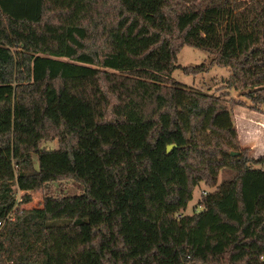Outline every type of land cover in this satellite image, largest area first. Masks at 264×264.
Here are the masks:
<instances>
[{
  "label": "trees",
  "instance_id": "trees-1",
  "mask_svg": "<svg viewBox=\"0 0 264 264\" xmlns=\"http://www.w3.org/2000/svg\"><path fill=\"white\" fill-rule=\"evenodd\" d=\"M186 46L214 57L186 75L227 69L264 106V0H0V221L17 191L85 188L17 211L0 264H264V157L239 141L243 102L173 78Z\"/></svg>",
  "mask_w": 264,
  "mask_h": 264
},
{
  "label": "rangeland",
  "instance_id": "rangeland-1",
  "mask_svg": "<svg viewBox=\"0 0 264 264\" xmlns=\"http://www.w3.org/2000/svg\"><path fill=\"white\" fill-rule=\"evenodd\" d=\"M214 57L207 51L186 46L181 51L178 57V68L173 73V78L180 84L196 89L200 92L211 94L214 96H225L226 100H235L236 102H243L246 100L243 92L235 91L227 87V82L230 78V73L227 69L214 67L209 73H203L198 76L186 75L181 68L184 67H197L205 65L209 67ZM42 150L55 151L59 149L58 141H43L41 144ZM36 168L38 165L36 164ZM235 171L232 169H224L218 179V185L225 181L233 179ZM215 188L209 189L204 184L198 187L193 196V200L189 203L188 209L184 213L177 215L180 218L183 215H193L195 212H200L202 209L199 205L201 197L204 193L212 192ZM85 193V188L82 184L75 181H62L48 185L45 192H33L32 201L30 204H23L22 197L25 193L17 191V198L20 200V210H29L32 208L42 207L44 203V196H66L76 197ZM26 206V207H25ZM28 206V207H27Z\"/></svg>",
  "mask_w": 264,
  "mask_h": 264
},
{
  "label": "crops",
  "instance_id": "crops-1",
  "mask_svg": "<svg viewBox=\"0 0 264 264\" xmlns=\"http://www.w3.org/2000/svg\"><path fill=\"white\" fill-rule=\"evenodd\" d=\"M243 103L244 105H237L233 108L239 141L243 149L249 150L250 158L258 159L264 157V106L260 109H253L247 99L243 100ZM25 194L32 195V193Z\"/></svg>",
  "mask_w": 264,
  "mask_h": 264
},
{
  "label": "built area",
  "instance_id": "built-area-1",
  "mask_svg": "<svg viewBox=\"0 0 264 264\" xmlns=\"http://www.w3.org/2000/svg\"><path fill=\"white\" fill-rule=\"evenodd\" d=\"M206 194V193H204ZM20 200H18V204L16 207L11 211L4 220L0 221V229L7 223V222H13L16 219V212L20 210L19 208ZM261 260L264 262V256L261 257Z\"/></svg>",
  "mask_w": 264,
  "mask_h": 264
},
{
  "label": "water",
  "instance_id": "water-1",
  "mask_svg": "<svg viewBox=\"0 0 264 264\" xmlns=\"http://www.w3.org/2000/svg\"><path fill=\"white\" fill-rule=\"evenodd\" d=\"M174 149H176V146L175 145H170V146H168V148H167V152L168 153H170V152H172ZM237 155H239V153H231V156H237Z\"/></svg>",
  "mask_w": 264,
  "mask_h": 264
}]
</instances>
